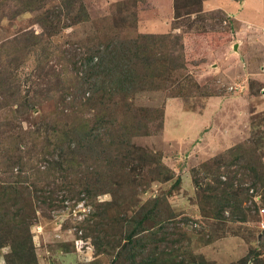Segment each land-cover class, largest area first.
I'll use <instances>...</instances> for the list:
<instances>
[{"label": "rangeland", "instance_id": "374dc122", "mask_svg": "<svg viewBox=\"0 0 264 264\" xmlns=\"http://www.w3.org/2000/svg\"><path fill=\"white\" fill-rule=\"evenodd\" d=\"M71 1L0 0V264H264V0Z\"/></svg>", "mask_w": 264, "mask_h": 264}, {"label": "trees", "instance_id": "16d2710c", "mask_svg": "<svg viewBox=\"0 0 264 264\" xmlns=\"http://www.w3.org/2000/svg\"><path fill=\"white\" fill-rule=\"evenodd\" d=\"M236 1L239 2L241 0ZM71 2H73V0ZM82 7L83 6H80V8ZM79 10L81 12V9ZM143 40V46L146 47L151 44H163L165 42V39L144 38ZM143 49L144 47H142V44L140 45V41L137 39H130L116 40L109 44L104 51L99 50L98 54L93 55L92 58L93 72L98 77L99 83L100 79H102V85L108 88L114 87L120 95L122 94L125 96L135 91L140 85H143L145 80L143 79L141 71L152 65L151 59H149L150 57L144 54ZM141 53L144 58H141ZM95 82L97 85L99 84L98 81ZM103 136L104 134L98 138L100 143L103 142ZM46 192L51 193L48 189ZM39 198L42 199L41 196H39ZM42 203L43 205H51L46 201Z\"/></svg>", "mask_w": 264, "mask_h": 264}, {"label": "crops", "instance_id": "0c3cea01", "mask_svg": "<svg viewBox=\"0 0 264 264\" xmlns=\"http://www.w3.org/2000/svg\"><path fill=\"white\" fill-rule=\"evenodd\" d=\"M208 4H210V2H205V7H208V8H212V6L211 5H208ZM216 6L217 5H219L218 3L216 4V2L214 3ZM217 7H219V6H217ZM209 104V103H208Z\"/></svg>", "mask_w": 264, "mask_h": 264}, {"label": "built area", "instance_id": "2783aa9c", "mask_svg": "<svg viewBox=\"0 0 264 264\" xmlns=\"http://www.w3.org/2000/svg\"><path fill=\"white\" fill-rule=\"evenodd\" d=\"M264 214V210L261 211ZM262 229L264 230V222L262 223Z\"/></svg>", "mask_w": 264, "mask_h": 264}]
</instances>
